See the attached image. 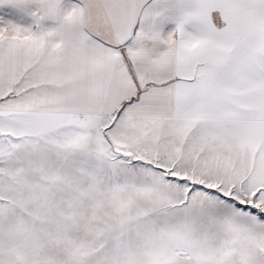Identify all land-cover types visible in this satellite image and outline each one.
Listing matches in <instances>:
<instances>
[{
	"label": "snow or ice",
	"instance_id": "1",
	"mask_svg": "<svg viewBox=\"0 0 264 264\" xmlns=\"http://www.w3.org/2000/svg\"><path fill=\"white\" fill-rule=\"evenodd\" d=\"M0 264H264V0H0Z\"/></svg>",
	"mask_w": 264,
	"mask_h": 264
}]
</instances>
